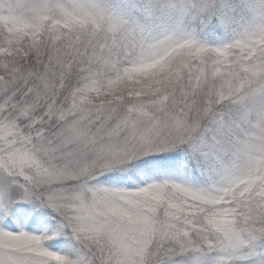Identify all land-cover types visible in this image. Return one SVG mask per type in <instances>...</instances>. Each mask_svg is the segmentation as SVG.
<instances>
[{
    "label": "snow or ice",
    "instance_id": "1",
    "mask_svg": "<svg viewBox=\"0 0 264 264\" xmlns=\"http://www.w3.org/2000/svg\"><path fill=\"white\" fill-rule=\"evenodd\" d=\"M0 264H264V0H0Z\"/></svg>",
    "mask_w": 264,
    "mask_h": 264
}]
</instances>
